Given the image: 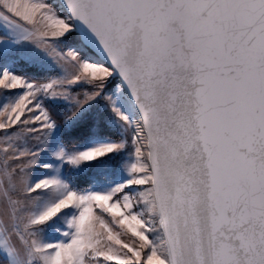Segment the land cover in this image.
Masks as SVG:
<instances>
[{"label":"snow or ice","instance_id":"1","mask_svg":"<svg viewBox=\"0 0 264 264\" xmlns=\"http://www.w3.org/2000/svg\"><path fill=\"white\" fill-rule=\"evenodd\" d=\"M0 6L9 25L19 17L45 26L48 43L36 46L55 52L62 71L68 63L78 69L60 84L91 88L81 100L70 88L54 91L55 80L28 82L4 72L0 87L27 91L0 108V129L42 122L52 130L45 99L78 111L119 80L129 115L118 119L131 130L135 157L126 184L77 192L56 179L25 183L38 152L17 160L21 153L9 155L5 145L0 239L6 232L34 236V226L54 224L70 210L67 242L30 243L29 253L44 264H264V0H61L66 15L38 0ZM61 40L67 51L57 49ZM14 55L0 43V64ZM122 147L103 144L66 162L98 161ZM53 186L63 188L62 197L23 218L29 194Z\"/></svg>","mask_w":264,"mask_h":264},{"label":"rangeland","instance_id":"2","mask_svg":"<svg viewBox=\"0 0 264 264\" xmlns=\"http://www.w3.org/2000/svg\"><path fill=\"white\" fill-rule=\"evenodd\" d=\"M20 2L24 3L26 0H20ZM27 2H32V0H27ZM38 2L49 3L53 8H56L58 14L65 15L57 0H38ZM8 16L11 17V14L9 13ZM12 20L13 23L9 25L8 21L0 19V35L5 37L0 39V43L9 45L15 54L11 62L5 61L0 64V74L9 72L31 82L17 72L33 66L54 71L55 76L47 81H57L54 85V91L60 93L70 88V95L77 96L81 100L84 99L83 93L91 90L89 85L70 86L66 83H59L60 80L70 77L78 69L73 68L71 63H68L62 71L55 63L59 59L55 52L49 55L45 50L36 46L40 42L48 43V38L42 35L46 30L45 26L39 22H25L19 17H13ZM56 47L60 51H67V46L62 40L56 42ZM92 59L95 62L104 63L98 55L92 56ZM116 83L119 84L118 81H114L106 85L101 96L85 104L78 111L76 105L71 102L45 99L43 105L46 110L48 105H61L67 113L62 124H57L52 119L55 122L52 130L44 127L42 122L39 127L33 122L29 125L17 124L13 128L0 129V149H5V145H8L7 151L9 155L13 152H20L21 155L16 158L17 160L29 159L24 153L30 151L38 152L37 165L34 167L27 165L25 168V183L32 185L41 179H56L66 185L69 190L75 191L71 187L73 180L88 181L89 186L80 190V192H107L118 185L127 183L131 178L129 169L134 163L135 157L134 149L131 145V130L125 126L124 122L118 119V115H124L127 120L129 114L123 107V90L117 89ZM25 91L27 90L0 87V108L7 106L9 103H14L18 95ZM74 112L75 115H73ZM134 115L136 119H139L136 112ZM86 118H92L94 121V126L90 132L91 136L72 148H66L62 145L59 138L61 132L77 125ZM0 119H3V117L0 116ZM102 130L111 132L113 138L101 137L99 134ZM5 133H11L10 137H6ZM107 143L122 144L123 147L117 152L109 153L105 157L100 158L98 161L86 162L79 166L66 162L71 154ZM58 153H64V155L59 156ZM20 187L22 188L24 185L21 184ZM63 191L62 187L53 186L47 190L42 189L37 193L29 194L33 196V199L27 201L24 205L27 211L23 218L35 215L56 202L62 197ZM71 217L72 212L70 210H62V213L54 218V224L49 222L45 226H34V236H29L25 233L24 238H21L18 234L6 232L3 238L0 239V257H3L2 260L6 261L7 264H30V259L34 258L36 264H44L39 255L35 257L34 254L29 253L30 243L33 239L37 240L42 246L67 242L63 234L69 231L67 225ZM23 218L18 222L22 232L24 231ZM107 219L110 222L111 218ZM110 226L113 227L114 231L121 232L122 239H130V236L122 232L116 225L110 224ZM24 240L29 243H24ZM9 251H11L10 255ZM101 264H106V262L101 261Z\"/></svg>","mask_w":264,"mask_h":264},{"label":"trees","instance_id":"3","mask_svg":"<svg viewBox=\"0 0 264 264\" xmlns=\"http://www.w3.org/2000/svg\"><path fill=\"white\" fill-rule=\"evenodd\" d=\"M5 37L0 35V39H4ZM19 75L25 76L31 82H47L53 76H55L54 71H48L45 69H40V67L33 66L27 67L23 71L17 72ZM47 111L49 112L51 118L57 123L62 124L64 119L66 118V111L61 105H51L47 106ZM94 126V121L92 118H86L83 121L79 122L77 125L65 129L60 134V142L66 148H72L83 140L87 139L91 135V129ZM104 138H113V135L108 130H102L99 134ZM89 186V182L86 180H73L72 181V189L75 191L83 190L84 188ZM0 264H7L6 261L0 260Z\"/></svg>","mask_w":264,"mask_h":264},{"label":"water","instance_id":"4","mask_svg":"<svg viewBox=\"0 0 264 264\" xmlns=\"http://www.w3.org/2000/svg\"><path fill=\"white\" fill-rule=\"evenodd\" d=\"M58 1V3L61 5V0H57ZM64 14L66 15V13L64 12ZM99 56V55H98ZM101 57V56H100ZM101 61L102 62H104V63H106V61H104V59L101 57ZM118 82H119V80H117ZM120 83V82H119ZM126 87V86H125ZM136 113L138 114V116H139V113H138V110H136ZM139 119H140V117H139Z\"/></svg>","mask_w":264,"mask_h":264},{"label":"crops","instance_id":"5","mask_svg":"<svg viewBox=\"0 0 264 264\" xmlns=\"http://www.w3.org/2000/svg\"><path fill=\"white\" fill-rule=\"evenodd\" d=\"M0 7H2V6H0ZM7 10L6 9H4V12H6ZM0 15H2V13H0Z\"/></svg>","mask_w":264,"mask_h":264}]
</instances>
